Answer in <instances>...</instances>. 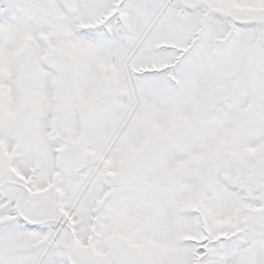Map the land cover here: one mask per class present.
I'll return each mask as SVG.
<instances>
[{
	"label": "snow or ice",
	"instance_id": "1",
	"mask_svg": "<svg viewBox=\"0 0 264 264\" xmlns=\"http://www.w3.org/2000/svg\"><path fill=\"white\" fill-rule=\"evenodd\" d=\"M0 264H264V0H0Z\"/></svg>",
	"mask_w": 264,
	"mask_h": 264
}]
</instances>
